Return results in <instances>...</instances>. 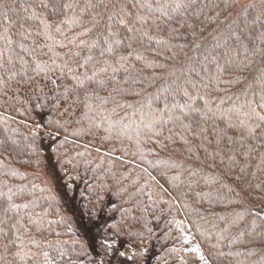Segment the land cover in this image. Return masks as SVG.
<instances>
[{"label": "trees", "instance_id": "trees-1", "mask_svg": "<svg viewBox=\"0 0 264 264\" xmlns=\"http://www.w3.org/2000/svg\"><path fill=\"white\" fill-rule=\"evenodd\" d=\"M0 264H264V0H0Z\"/></svg>", "mask_w": 264, "mask_h": 264}, {"label": "rangeland", "instance_id": "rangeland-1", "mask_svg": "<svg viewBox=\"0 0 264 264\" xmlns=\"http://www.w3.org/2000/svg\"><path fill=\"white\" fill-rule=\"evenodd\" d=\"M46 161H47L46 166H45L46 167L45 168L46 172L44 171V173H45V175L47 176V178L50 181H54V179H53V175H54L53 172H54V170H53V168L50 165L49 159H47Z\"/></svg>", "mask_w": 264, "mask_h": 264}, {"label": "snow or ice", "instance_id": "snow-or-ice-1", "mask_svg": "<svg viewBox=\"0 0 264 264\" xmlns=\"http://www.w3.org/2000/svg\"><path fill=\"white\" fill-rule=\"evenodd\" d=\"M121 255H123V253H121ZM129 259H131V257H129Z\"/></svg>", "mask_w": 264, "mask_h": 264}]
</instances>
